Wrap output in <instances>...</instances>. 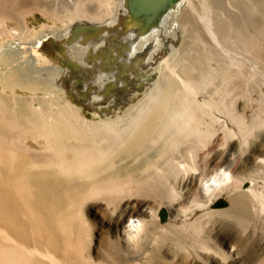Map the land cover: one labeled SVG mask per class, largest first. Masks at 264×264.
<instances>
[{
  "label": "bare ground",
  "instance_id": "1",
  "mask_svg": "<svg viewBox=\"0 0 264 264\" xmlns=\"http://www.w3.org/2000/svg\"><path fill=\"white\" fill-rule=\"evenodd\" d=\"M162 5L146 24L128 0H0V264L208 263L222 233L264 264V0ZM33 9L68 23L33 36ZM80 23L100 32L68 44ZM138 196L93 260L82 203Z\"/></svg>",
  "mask_w": 264,
  "mask_h": 264
},
{
  "label": "rangeland",
  "instance_id": "2",
  "mask_svg": "<svg viewBox=\"0 0 264 264\" xmlns=\"http://www.w3.org/2000/svg\"><path fill=\"white\" fill-rule=\"evenodd\" d=\"M62 5H64V4H62ZM28 18H29V26L31 27L32 30H34V32H32L33 36L36 34V32H38L40 30H43V29H46V28H49L50 26L51 27L56 26V27H60V28L63 27L64 28V25L68 23V21L65 23L64 20H62V21L60 19L58 20L57 18H55L54 16L50 15L47 12H43V11L41 12V10H39V9H33L30 12V14L28 15ZM180 42L178 43L179 45L181 44ZM178 44H177V46H178ZM5 93L10 94V95L12 94V95H16V96H22V97L43 96L44 95V93L42 91L32 92L30 90H24V89H21V88H16L15 90L8 89L7 91H5ZM77 96L78 95L73 93L71 95L68 94L67 97L72 103H74V101H75L74 104L78 105V107L80 106L79 109H80L81 113L86 118H88V119L90 118V120H93L95 117L92 115V112H93V111H91L92 109L89 108L87 105H85V101H83L82 97H80V96L77 97ZM74 98L77 100L78 103L76 102V100ZM64 100L65 99L63 98V102H64ZM86 108H87V110H86ZM88 116H90V117H88ZM29 143H30V145H29L30 149L28 151H29V153L34 154L35 156L43 155L44 153L48 152L47 148H45L44 146H41V145H39L37 143L36 144L35 143L31 144V141ZM40 158L41 157L39 156V159ZM141 198L143 199V198H145V196H138L136 198H130V199L124 198V199H122L121 201H119L117 203V206L116 205L114 206L115 209L113 208V206L109 207L108 204L106 203V201H104V200L101 201L102 198L91 197V198L85 200L84 203H82V205H81L82 208H83L82 209V216H83V218L85 220V224L88 227L89 253L91 255V258L93 257V260L95 258V260L97 262H99V263L107 261V259L110 257V255L113 254L111 248L114 245L112 244V242L115 244V246L117 245L119 247V243L121 241V237L118 234V232L116 230V226H115L116 225L115 224L116 223L115 220H116V215L118 214V210L122 207V205H124V204H126L128 202H132V204H134L137 200H142ZM146 199L149 201L152 198L150 196H146ZM152 201L150 203L151 205H153V202H154V201L153 202ZM119 203H121L120 207H119ZM102 206H103V208H102ZM92 222H94V223H92ZM227 228H225V227L222 228V227H220V224L219 225L217 224L213 228V232L215 233L216 230H218L220 232H225V231H227ZM104 237H105V239H104ZM114 237L117 240L120 237L119 238L120 241L119 240L118 241L115 240V242H116L115 243L114 240H112V239H115ZM232 239H233V237L231 235H225L223 233L221 235L216 236L215 241H214V246H216V247H218L220 249H223L225 247L222 250V254L221 253H217L216 251H214L213 254H215V256L211 254L208 263H195V264H210V263L212 264V262H213V264H243L242 263V256L240 257L239 255H236L237 253H236L235 248L233 247V244H232V243H235V242ZM110 240H111V244H110ZM107 244H108V246H107ZM105 249H109L110 250V251L109 250L107 251V255H106V253H104V251H106ZM224 250L226 252H228L229 255H228V253L225 254ZM218 254H220V256ZM222 255H224V258H222ZM226 255H228L229 257H227ZM104 256H105L106 259L104 258ZM232 257H233V259H232ZM189 261L185 260L184 264H187V263L191 264ZM181 262L183 264V261H181Z\"/></svg>",
  "mask_w": 264,
  "mask_h": 264
},
{
  "label": "water",
  "instance_id": "3",
  "mask_svg": "<svg viewBox=\"0 0 264 264\" xmlns=\"http://www.w3.org/2000/svg\"><path fill=\"white\" fill-rule=\"evenodd\" d=\"M174 1L175 0H128V5H129V10L131 11L134 19L141 18V17L146 19L144 16H141V14H143L144 12L146 14L151 13L150 15L152 16L146 19L147 20L146 24H147L149 23V21H151L152 17L157 14V12L155 11L156 9H153L152 7L153 5L155 7V4L162 3L163 4L162 6L163 7L165 6L163 9H165L168 6H170ZM99 32H100L99 26L88 24V23L76 24L72 28V34L67 42L68 44H71L72 42H74L76 39H79L80 37H81L80 38L81 40H88L91 37L96 36ZM43 50L49 56L56 58L59 56V54H63L64 45L62 42L56 39H49L45 43ZM62 64L64 65L63 59H62ZM164 217H165V212L161 211V218L164 219Z\"/></svg>",
  "mask_w": 264,
  "mask_h": 264
}]
</instances>
